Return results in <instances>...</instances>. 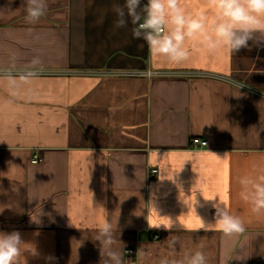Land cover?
Here are the masks:
<instances>
[{
    "label": "crops",
    "instance_id": "obj_1",
    "mask_svg": "<svg viewBox=\"0 0 264 264\" xmlns=\"http://www.w3.org/2000/svg\"><path fill=\"white\" fill-rule=\"evenodd\" d=\"M124 2L48 0L28 24L22 0H0V70L13 55L17 71L41 60L20 98L0 83V232L35 249L22 264H99L92 237L106 219H117L126 264H157L171 235L186 250L202 245L209 264H264V221L237 183L264 167V37L172 66L150 56L130 19L115 26L113 6ZM226 195L247 222L243 235L200 229ZM169 218L191 230L149 227Z\"/></svg>",
    "mask_w": 264,
    "mask_h": 264
},
{
    "label": "clouds",
    "instance_id": "obj_2",
    "mask_svg": "<svg viewBox=\"0 0 264 264\" xmlns=\"http://www.w3.org/2000/svg\"><path fill=\"white\" fill-rule=\"evenodd\" d=\"M21 7L25 12V21L35 24L46 15L49 3L48 0H22ZM113 11L117 16V28L125 27L130 19L134 38L146 43L150 56L157 61L163 59L172 66L189 62L194 51L205 56L220 51L237 53L248 48L250 42L261 43L258 38L264 37V0H204L203 6L197 4L192 7L186 0H146L143 4L142 0H125L123 6L114 5ZM16 59L13 55L10 67L0 70V83L5 85L8 97L13 100L20 98L25 86L39 78L38 66L41 64L36 56L27 67L17 71ZM140 75L151 77L152 72ZM237 183L240 201L252 216L264 221V167L238 176ZM229 199L226 195L213 205L216 209L214 222L205 223L201 219L200 229L219 231L229 238L247 231L245 218L231 211ZM149 227H163L169 231L191 230L178 219L173 221L170 218L167 224H149ZM92 239L98 242L99 264H126L117 219L115 224L106 219L94 230ZM164 244L167 252L159 257L157 264H209L202 245L186 250L177 235L169 236ZM25 245L19 232H0V264H22L21 257L26 251L36 254L34 248L29 249ZM137 254L140 259L144 258L142 246ZM23 264H26L25 260Z\"/></svg>",
    "mask_w": 264,
    "mask_h": 264
},
{
    "label": "built area",
    "instance_id": "obj_3",
    "mask_svg": "<svg viewBox=\"0 0 264 264\" xmlns=\"http://www.w3.org/2000/svg\"><path fill=\"white\" fill-rule=\"evenodd\" d=\"M192 144H193L194 146L201 147V146H206V145L208 144V141L205 140V139L193 138V140H192ZM32 161L35 162V163H37V162H40V161H41V158L38 157V156H36V155H34ZM151 172H152L153 174H154V173H157V172H158V169L155 168V169L151 170ZM158 237H159L158 234L154 235V238H155V239L158 238ZM125 253H127V254H134L135 251H134L132 248H128V249L125 250Z\"/></svg>",
    "mask_w": 264,
    "mask_h": 264
}]
</instances>
